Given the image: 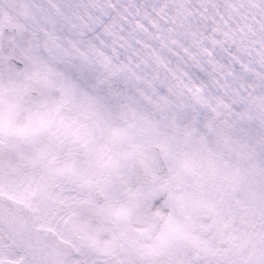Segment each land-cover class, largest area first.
<instances>
[{
	"label": "snow or ice",
	"instance_id": "1",
	"mask_svg": "<svg viewBox=\"0 0 264 264\" xmlns=\"http://www.w3.org/2000/svg\"><path fill=\"white\" fill-rule=\"evenodd\" d=\"M0 264H264V0H0Z\"/></svg>",
	"mask_w": 264,
	"mask_h": 264
}]
</instances>
